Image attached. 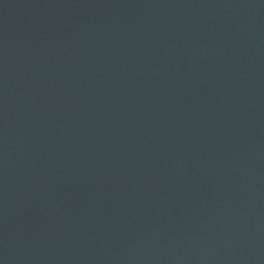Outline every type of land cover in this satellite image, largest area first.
<instances>
[{
  "label": "water",
  "instance_id": "1",
  "mask_svg": "<svg viewBox=\"0 0 264 264\" xmlns=\"http://www.w3.org/2000/svg\"><path fill=\"white\" fill-rule=\"evenodd\" d=\"M0 264H264V0H0Z\"/></svg>",
  "mask_w": 264,
  "mask_h": 264
}]
</instances>
